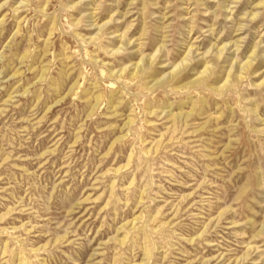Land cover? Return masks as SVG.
<instances>
[{
	"label": "rangeland",
	"instance_id": "rangeland-1",
	"mask_svg": "<svg viewBox=\"0 0 264 264\" xmlns=\"http://www.w3.org/2000/svg\"><path fill=\"white\" fill-rule=\"evenodd\" d=\"M16 4L0 11V264H264V0ZM161 44L173 65L193 46L196 70L117 79Z\"/></svg>",
	"mask_w": 264,
	"mask_h": 264
},
{
	"label": "bare ground",
	"instance_id": "bare-ground-1",
	"mask_svg": "<svg viewBox=\"0 0 264 264\" xmlns=\"http://www.w3.org/2000/svg\"><path fill=\"white\" fill-rule=\"evenodd\" d=\"M8 0L4 1L2 4H0V11L1 9L4 7L5 3H7ZM30 1V0H16V7L14 8V12H18L20 11V9L23 7V6H26L27 2ZM80 3H83V0H80ZM76 5L78 4H73L71 6V8H74L76 7ZM5 17L6 15H4L2 18H0V24H3L4 23V20H5ZM87 18H92L94 16H86ZM115 19L113 17H111L109 20H107L106 22H104L103 24L101 25H98L97 26V23H95V21H91V26L92 25H95V28L94 30H97V33L93 36H91L89 39L91 41H97L99 39H101L102 37V33L106 30V27L112 23ZM80 23V21H79ZM20 29V25H19V28L17 29V33H19V30ZM108 29V28H107ZM16 33V34H17ZM126 35H127V32H124V34L122 35L121 38H124L125 41L123 40L122 41V45L120 47H115V48H112L109 52H111L112 55H118L120 53H122V49L124 51H126V47L129 46L132 41H130L128 39V37L126 38ZM14 38V37H13ZM12 42V41H11ZM125 46V48H124ZM228 44H224L221 48H217L214 49L216 50V52H212L210 54H207L205 56L202 57L201 59V66H203V68L201 70H197V72L195 73L196 74V78H194L195 80L193 81L194 84H201V83H205L207 81H209L212 73H214V69L216 66L212 65V61H218V60H221V59H225V51L228 49ZM164 48V44H161L158 46V48L156 49V51L152 54H146V55H143L137 62L135 63H132V64H127L125 65L124 67L120 68L117 72H116V75H117V79H123V78H128L130 80H135L137 78H142L143 76L145 77H150L152 76L151 75V72L153 71L154 67L156 66L157 63H163V62H160L163 54H162V51ZM196 51L197 50H194V47L193 46H190L188 51L186 52V54L184 55V57L182 59H180V61L176 64H167V63H163V65L161 66L162 68H170V70L165 73V75H163L162 78H157L156 77H153L151 81H153V84L150 88H154L156 87V85L158 84H161L162 81L164 82L165 81V76L167 75V79H169V81H173L175 80L176 78H178L180 76V74L186 70V69H192V70H196V66L195 67H192V65H197L198 62H196V57H198L200 54H196ZM256 51H253V56H250V58L245 61L242 65H240L239 67L237 65H232L228 71V75H227V78L225 80L224 83H222L219 87H217V89L219 90H224L225 88L227 87H230L231 86V82L232 80L230 79V77H234V74H236L235 72H238L235 76L236 79H243L244 77L241 76V74H243L246 70H248L250 67H253L254 65V60H256ZM206 53H209L208 51H206ZM203 54V53H201ZM195 61V62H194ZM194 63V64H193ZM131 69V72L129 73V75L127 76L126 75V71L128 69ZM233 70L235 72H233ZM113 71H110V75H113ZM215 74V73H214ZM213 74V75H214ZM115 81V79H114ZM113 83V82H112ZM111 85V84H110ZM206 85V84H205ZM201 87V86H199ZM204 87V86H202ZM190 91V90H189ZM97 99H100L101 98V95H97L96 97ZM115 111H116V108L117 106L115 105ZM131 121V120H130ZM131 125V124H130ZM258 231V230H257ZM263 232V229L261 228L256 236H260ZM95 255H98V253H95Z\"/></svg>",
	"mask_w": 264,
	"mask_h": 264
}]
</instances>
